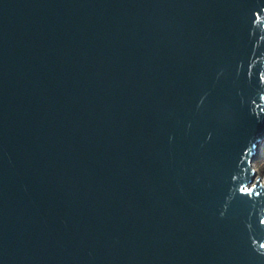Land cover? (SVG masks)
<instances>
[{
  "label": "water",
  "instance_id": "water-1",
  "mask_svg": "<svg viewBox=\"0 0 264 264\" xmlns=\"http://www.w3.org/2000/svg\"><path fill=\"white\" fill-rule=\"evenodd\" d=\"M263 141L264 0H0V264H264Z\"/></svg>",
  "mask_w": 264,
  "mask_h": 264
},
{
  "label": "rangeland",
  "instance_id": "rangeland-1",
  "mask_svg": "<svg viewBox=\"0 0 264 264\" xmlns=\"http://www.w3.org/2000/svg\"><path fill=\"white\" fill-rule=\"evenodd\" d=\"M252 168L255 174L251 184L254 183L257 177L264 184V141L258 145V152L252 161Z\"/></svg>",
  "mask_w": 264,
  "mask_h": 264
},
{
  "label": "snow or ice",
  "instance_id": "snow-or-ice-1",
  "mask_svg": "<svg viewBox=\"0 0 264 264\" xmlns=\"http://www.w3.org/2000/svg\"><path fill=\"white\" fill-rule=\"evenodd\" d=\"M241 191H243V192H251L252 189H247V188H245V189H241Z\"/></svg>",
  "mask_w": 264,
  "mask_h": 264
}]
</instances>
